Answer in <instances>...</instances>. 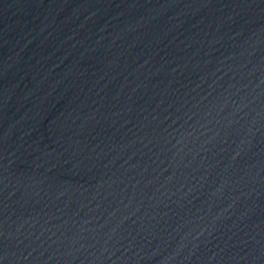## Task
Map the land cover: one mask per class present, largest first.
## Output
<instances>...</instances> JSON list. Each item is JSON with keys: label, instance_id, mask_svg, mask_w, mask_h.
<instances>
[{"label": "water", "instance_id": "obj_1", "mask_svg": "<svg viewBox=\"0 0 264 264\" xmlns=\"http://www.w3.org/2000/svg\"><path fill=\"white\" fill-rule=\"evenodd\" d=\"M0 264H264V0H0Z\"/></svg>", "mask_w": 264, "mask_h": 264}]
</instances>
